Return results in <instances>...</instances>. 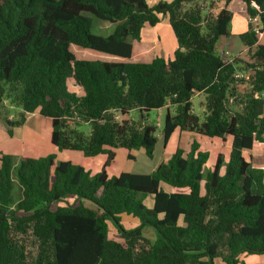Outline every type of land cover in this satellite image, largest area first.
Returning a JSON list of instances; mask_svg holds the SVG:
<instances>
[{
    "label": "trees",
    "instance_id": "1",
    "mask_svg": "<svg viewBox=\"0 0 264 264\" xmlns=\"http://www.w3.org/2000/svg\"><path fill=\"white\" fill-rule=\"evenodd\" d=\"M200 2L0 0V120L9 135L39 110L51 117L60 151L107 157L93 174L53 153L1 152L0 264H239L241 253L264 254V168L247 155L264 142V43L249 21L238 35L249 61L227 60L217 46L230 35L236 5L258 16L264 32V0H224L206 15ZM162 15L177 39L173 58L132 61L133 41ZM94 17L114 30L93 33ZM72 44L123 60L77 58ZM249 70L251 79L235 77ZM71 78L82 94L69 88ZM197 93L206 97L203 119L193 110ZM13 106L20 111L10 117ZM164 107V145L176 130L231 138L228 161L219 154L205 169L210 153L194 139L149 173L110 175L115 148L131 159L142 148L153 158L158 136L148 113ZM131 110L137 122L124 118ZM85 123L89 133L80 129ZM124 214L139 225L127 227ZM110 223L124 242L110 236Z\"/></svg>",
    "mask_w": 264,
    "mask_h": 264
},
{
    "label": "rangeland",
    "instance_id": "2",
    "mask_svg": "<svg viewBox=\"0 0 264 264\" xmlns=\"http://www.w3.org/2000/svg\"><path fill=\"white\" fill-rule=\"evenodd\" d=\"M149 4H154V0H147ZM203 15H206L207 10L204 9L206 8V4L203 5ZM149 27V26H148ZM114 30V25L111 24L108 21H104L101 19H98L96 17L93 18V27H92V32L95 34H103L107 35L110 34ZM231 30H233V25H231ZM146 36V35H145ZM164 37V46L167 44L168 40L165 35ZM135 41V40H134ZM133 41V42H134ZM218 46H220V42H218ZM71 50L75 53L77 58H83V59H101L105 61H121L123 60L121 57H117L114 55H110L107 53L99 52L97 50H93L90 48H82L80 46H77L75 44L71 45ZM220 51L222 49L220 48ZM153 50H151V54H153ZM222 53V52H221ZM246 56V55H245ZM69 88L71 90L76 89V83L74 79H69ZM193 110L196 114H198L201 119L204 118V114L206 113V97L204 93L196 94L194 95L193 99ZM233 109H238L237 106H234ZM19 108L16 106H13L11 108V112L13 115L19 113ZM170 111L173 114L174 109L173 107H170ZM167 113V107H164L162 109H153L148 113V120L149 122L153 123L156 126V135L158 136L160 142L158 144L157 152L155 154L154 159H150L145 151L142 148L139 149H132L130 152L135 155V159L128 158V150L125 148H115L118 149V155L116 157V160L114 163H111L110 165L107 166L108 173L110 175H117L122 171H129V172H140L137 170H142V171H148L150 166H154L156 163L161 162L163 159V152L162 150L163 147V127H164V119L165 115ZM46 117V116H45ZM44 117V118H45ZM128 120H133L134 122H137V119L140 117L139 113L137 112H131L128 115ZM33 123V121H32ZM90 125L89 124H82L80 126V129L85 131L86 133L90 132ZM193 132H186V134H189L190 139H185V137L179 136V131L174 133L172 135V138L170 139V146L168 148H175L177 145H181L186 150L190 149V144L194 140L192 139L195 138L200 144H201V149L206 150L210 153V159L209 162L207 163L205 169L211 168L212 165L215 163L217 156L219 154H222L224 158L229 157L230 149H231V138H226V140H223L218 137H208L205 135H200V134H192ZM198 138H196V135ZM257 145L259 144L256 142ZM261 145V146H260ZM260 147L256 146V148H253L252 150L247 152V155L252 156V163L255 166H260L264 168V144H259ZM47 151H48V145H47ZM174 149V151H175ZM40 152H45L44 150H40ZM54 152H49L47 154H51ZM43 155V153H38L35 155V157H39ZM76 155H79L80 158H78ZM62 159H71L74 163H79L86 168L90 169L92 172H95V170L100 171L102 169L103 164L106 162L107 157L105 155H98L96 157H86L84 156L81 152H76L72 150H65L62 151ZM97 171V172H98ZM145 173V172H144ZM15 192L17 193V187L15 188ZM149 206H152L153 204V196L149 195L145 198L144 200ZM122 218L124 219V223L127 227H135L138 226V224H133L134 219L131 216H127L126 214L122 215ZM111 225V232L110 236L118 241L124 242V239H122L118 233L115 227L110 223ZM144 235L150 240L154 241L156 234L153 230V228L147 227L144 231ZM30 251L33 255H35L37 251V245L34 240H30ZM239 259V264H251V263H264V254H249V253H241L238 256ZM262 259V263L260 260ZM216 263H220V259H216Z\"/></svg>",
    "mask_w": 264,
    "mask_h": 264
},
{
    "label": "crops",
    "instance_id": "3",
    "mask_svg": "<svg viewBox=\"0 0 264 264\" xmlns=\"http://www.w3.org/2000/svg\"><path fill=\"white\" fill-rule=\"evenodd\" d=\"M154 1H155L154 4H150V5H155L160 1H171V0H154ZM200 3L203 5L206 4V8H204L207 10L206 14L208 13L216 14L220 10V8H222V6L224 5V0H201ZM249 18L250 17L247 15L245 7L241 5L240 7H238L236 5V11L229 24L230 35L221 38L219 41L220 46L217 45L219 50L220 48L222 49L221 51L222 53L226 51V52H229L231 57H239L245 61L250 60L248 56V49L242 45L238 37L239 34L249 29V21H250ZM231 25H233V30H231ZM163 35H165L168 40L165 46H164ZM259 41L264 43V32L259 35ZM176 48H177V39L171 28L169 16L162 15V20L160 23L154 26H151V25L145 26L142 32L141 40L139 41L136 40L133 42V54H132L131 60L147 62V61L152 60L156 56H162L166 59H171L174 56V51L176 50ZM151 50L154 51L153 54L150 53ZM75 90L79 94L83 93L80 87H77ZM197 94H200V93H197ZM131 112H137V110H131L129 114ZM129 114L125 115L124 118L126 119L130 118L128 117ZM10 117H13V113L10 114ZM44 117L45 116L42 115L39 112V110L33 113H29L27 115V119L25 123L23 125L16 126L14 128V133L12 136L9 135L6 125L3 123V121L0 120V153L1 152L10 153V154H14L17 157H22V156L35 157V155H37L38 153H43V155L41 156H46L48 155L47 153L54 152L53 154L56 155L57 159H62L60 158L62 157V151H60L51 141L52 119L51 117H48V116H46L45 118ZM177 131L179 130H176L174 133H176ZM186 132L187 131H179V136L181 133V136L185 137V139L188 140L190 138L188 137L189 134L185 135ZM196 138H198L197 135H196ZM192 139H195V138L192 137ZM159 142L160 140L158 138V142L156 144V148L154 151V156L153 158H150V159H154L155 154L157 152ZM256 142H258L259 144H264V142L255 141L253 144V148H256V146L258 147L261 146V145L259 146V144L257 145ZM47 145H48V151L46 149ZM168 146H170V140L168 141L166 145H164V141H163L162 150L164 151L161 152L163 153V158H162L163 160L161 162L167 161L174 152L175 148H170V147L168 148ZM178 146L179 145H177V147ZM41 149L44 150L45 152H40ZM76 152H80V151H76ZM115 152H116V156H115L114 161L116 160V157L118 155V149H115ZM76 156L80 158L79 155H76ZM228 158L229 157H226L225 160L228 161ZM66 160H71V159H66ZM161 162L156 163L154 166H150L148 171H142V170H137V171L149 173L153 171L154 169H156L157 166ZM257 167H260V166H257ZM98 169L95 170V172H92L90 169L88 170H90V172L94 174L98 171ZM166 188H169V190H171L170 187H166ZM133 219H134L133 224L139 223L138 219L134 217ZM122 220L124 221L123 218ZM260 262L262 263V259L260 260ZM219 264H225V263H223L220 260Z\"/></svg>",
    "mask_w": 264,
    "mask_h": 264
},
{
    "label": "built area",
    "instance_id": "4",
    "mask_svg": "<svg viewBox=\"0 0 264 264\" xmlns=\"http://www.w3.org/2000/svg\"><path fill=\"white\" fill-rule=\"evenodd\" d=\"M249 19H250V21L253 23V29H254L257 33H259V35H260L261 33H263V32L260 31V30H261V27H262V25H261V21H260V18H259L258 16H256V17L249 18ZM223 54H224V56L226 57L225 59H227V60H232L233 57L230 56L229 52L224 51ZM252 75H253V71H252V70H249V71H247V72L239 71V72H237V73L235 74V77H236V78H245L246 80H249V79H251ZM263 93H264V92H263ZM257 94H258V93H257ZM263 95H264V94H263ZM117 118H118V119H121V116H117Z\"/></svg>",
    "mask_w": 264,
    "mask_h": 264
}]
</instances>
